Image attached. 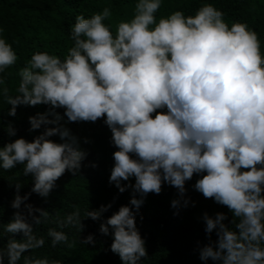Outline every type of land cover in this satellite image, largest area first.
<instances>
[{
  "label": "clouds",
  "instance_id": "1",
  "mask_svg": "<svg viewBox=\"0 0 264 264\" xmlns=\"http://www.w3.org/2000/svg\"><path fill=\"white\" fill-rule=\"evenodd\" d=\"M163 3L136 0L133 17L120 21L115 32L105 23L112 16L110 6L89 18L77 15L67 54L61 59L34 52L18 72L15 96L5 77L18 56L0 28V96L12 105L9 116L16 115L18 105L43 104L64 108L70 122L103 117L118 149L109 182L120 192L133 187L141 197L133 195L130 201L136 210L143 197L159 194L165 182L180 196L171 206L186 207L185 183L200 175L194 188L227 206L234 229L224 223V213H204L205 232L210 236L215 230L218 239L199 249V259L205 264L209 259L214 264H264V52L259 36L246 22L229 25L225 13L207 2L194 15L176 10L157 19ZM58 120L47 114L29 117L32 130ZM7 132L16 134L11 125ZM57 134L62 140L69 136L67 129L46 128L32 142L18 138L0 147V169L23 165V174L34 180L31 192L47 198L57 179L66 170L77 172L85 156L70 141L49 139ZM131 177L134 185H122ZM15 188L11 207L18 211L3 226L11 236L0 248V264H61L47 256L24 255L45 245V236L34 229L47 223L50 213L26 204L21 184ZM109 207L84 215L97 220ZM56 224L46 233L51 247L72 248L75 242L62 229L82 230L79 208ZM99 231L111 232V251L122 264H140L147 256L129 206H121ZM80 242L95 241L89 235Z\"/></svg>",
  "mask_w": 264,
  "mask_h": 264
},
{
  "label": "trees",
  "instance_id": "2",
  "mask_svg": "<svg viewBox=\"0 0 264 264\" xmlns=\"http://www.w3.org/2000/svg\"><path fill=\"white\" fill-rule=\"evenodd\" d=\"M205 2L221 9L229 25L235 21L246 22L257 32L261 51L264 52V0H164L156 17L159 19L176 10L183 11L186 16L194 15ZM135 3L136 0H0V28L4 29L2 35L18 56L17 62L6 70L9 94H17L16 88L20 80L18 72L34 52L47 51L63 59L68 48L73 45L70 27L77 15L83 14L85 18H89L102 11L103 7L110 6L112 16L105 23L115 32L120 21L133 17ZM11 107L0 96V147L18 138L32 142L46 128L61 127L68 130L69 136L62 140L57 134L49 139L56 143L70 141L85 156L77 172L66 170L57 179L56 187L47 198L31 192L34 180L31 175L23 174V165L17 164L7 171L0 169V248L5 246L11 236L3 232V226L18 211L11 207L17 183L21 184L19 194L28 195L26 204L50 213L48 222L34 229L37 235L45 236V245L40 249L29 250L24 255L47 256L50 260H59L61 264H122L118 254L111 251L114 239L111 232L105 235L99 231L101 223L106 222L121 206H129L133 210L136 226L145 240L147 256L141 258L140 264H205L199 259V249L215 242L218 237L215 230L210 236L205 232L206 225L202 218L204 213L213 217L216 213H224L227 217L224 223L234 229V217L227 206L216 203L212 198H205L194 188L201 178L198 174H194L185 183L183 199L189 200L186 207L176 209L171 206V201L180 196L176 187L165 182L162 183L159 194L148 193L143 197V203L136 210L130 201L133 195L137 199L141 197L134 193L133 187L120 192L114 183L109 182L115 163L113 153L118 149L111 142L112 133L103 117L95 122H70L64 114V108L53 109L50 105L43 104L18 105L16 115L9 116ZM37 114H47L49 120H56L59 116V120L32 130L29 117ZM9 125L15 129L14 136L7 132ZM121 183L134 185L135 177ZM108 205L111 207L102 212L97 220L84 215L88 210L96 211ZM76 208L81 213L82 230L72 227L62 229L68 234L69 240L75 242L74 246L68 248L60 244L55 248L51 247V240L46 236L48 228L57 227L56 221ZM20 210L27 214L23 205ZM35 215L38 216L39 213ZM89 235L94 237L93 244L85 245L80 242ZM15 238L22 239V234H15ZM206 264L214 262L209 259Z\"/></svg>",
  "mask_w": 264,
  "mask_h": 264
}]
</instances>
